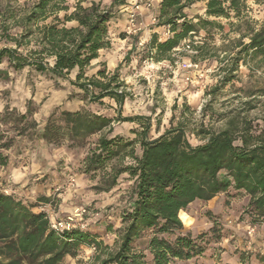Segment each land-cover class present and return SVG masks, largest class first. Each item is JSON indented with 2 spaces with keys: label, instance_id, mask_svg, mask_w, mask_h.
Returning <instances> with one entry per match:
<instances>
[{
  "label": "trees",
  "instance_id": "16d2710c",
  "mask_svg": "<svg viewBox=\"0 0 264 264\" xmlns=\"http://www.w3.org/2000/svg\"><path fill=\"white\" fill-rule=\"evenodd\" d=\"M202 1H206V14L211 18L228 19L231 13L241 18L246 8L245 0H160L158 26L168 29L172 36L162 40L160 34L155 33L148 43L147 56L141 57L140 61L151 58L157 62H174V50L181 47L183 41L195 38L202 25L213 26V21L194 23L186 13ZM126 4L113 0L110 7H106L101 0L100 4L93 3L91 9H86L84 0H80L73 11L67 0H40L14 21L13 25L21 29L20 35L6 36L16 47L0 50V65L8 64V70H0V79L8 80L9 70L28 69L57 80H68L91 104L110 99L121 108L129 95L117 71L113 74L106 69L96 70L92 63L99 58L101 50L111 48V23L119 13L116 8L128 6ZM49 6L52 11L64 15L36 27ZM8 14L6 22L15 19L14 15ZM61 23L65 27H59ZM118 38L125 39V34L118 33ZM245 39L248 42H244ZM231 47L220 61L224 76L210 95H216L233 83L242 65L264 70V20L259 28L249 27L241 33L239 39L232 41ZM197 48L201 54L199 58L206 59L210 53L206 44ZM213 56L217 57V54ZM197 58L195 56L194 61ZM226 61L228 63L224 64ZM263 96L264 88L247 90V101L242 103V108L226 113L224 127L219 132L210 129L202 132L208 142L198 146L189 143L182 123L160 137L148 140L146 132L150 123L142 124L140 117L122 118L120 115L112 119L86 109L64 110L63 115L75 124L77 135L82 134V129L87 140L95 133H101L96 147L84 161L86 175L104 172L112 160L122 163L129 158L133 162L124 167H116L117 163L113 165L112 177L105 182L107 187L101 188L103 191L112 189L125 173L134 180L130 205L121 217L123 227L119 232V246L115 251H108L88 230L60 234L64 237L74 235L75 244L65 243L52 228L45 239L44 233L51 226L46 215L35 213L13 195L0 193V264H36L37 261L40 264H64L67 257L75 259L78 256L81 245H94L100 251L95 264H146L145 255L136 249V243L147 233L152 235L148 247L154 264L191 260L204 253L200 244L204 235L194 239L188 233L171 241L169 236L184 225L179 218L180 211H186L196 201L210 202L230 189L249 197L245 212L253 222H261L264 219V101L257 98ZM212 102L203 108L204 112L212 110ZM258 103H262V115L251 118L250 113L259 108ZM26 118V115L17 116L15 127ZM10 119L5 115L0 118V123H8ZM121 122H140L139 126H146L142 133H137L135 141L111 136L113 124ZM26 132V128H21L17 136H27ZM6 136L0 131V139ZM237 139L241 141L240 146L235 143ZM14 142L15 139L10 138L0 147L7 151L13 148ZM136 145L142 151L139 156L135 154ZM8 163L9 157L0 158V165ZM40 202L50 204L51 199L42 197ZM43 256L49 258L41 260Z\"/></svg>",
  "mask_w": 264,
  "mask_h": 264
},
{
  "label": "rangeland",
  "instance_id": "374dc122",
  "mask_svg": "<svg viewBox=\"0 0 264 264\" xmlns=\"http://www.w3.org/2000/svg\"><path fill=\"white\" fill-rule=\"evenodd\" d=\"M102 1L104 4V0ZM112 1L108 0L106 7H110ZM121 1L126 2L128 6L116 8V10H119V13L117 14V19L111 23V40L118 39V33L120 32L127 35L125 33L127 18L131 9V3L134 0ZM150 1L153 6L151 9L142 10L139 20L141 32L137 36H134V38L138 37L136 42L137 48L141 50L137 51L135 55L136 62L132 61L131 56L126 55L122 62L118 64V67H113L111 70L108 69L106 62L103 61L104 59L100 60L101 58H99L101 62L92 65L93 68L100 66L101 69H106L113 74L117 71L119 80L124 83L125 90L129 95L121 108L110 99H105L102 103L91 104L68 80H57L51 76L31 72L28 69L19 72L9 70V79L5 81L0 79V89H4L3 100L8 101L11 98L17 104L18 109L22 104L27 106L31 102V99L35 97L37 91H39L44 97L43 103L51 106V110H58L62 106L64 110L86 109L112 119L120 115L122 118L140 117L142 124L150 123V129L146 132L148 140L156 139L171 127L182 123L187 132L189 143L192 146L202 145L201 141L206 140L207 136L201 133L208 129L213 132L222 130L226 113L242 108V103L247 101V90L264 88V70L251 69L242 65L236 73L237 78L233 83L224 87L216 95H210L212 89L218 85V81L224 76V72L220 68V65H222L220 61L226 57V51L229 52L231 50L232 41L239 39L241 33H245L249 27L259 28L263 22L264 1L245 0L246 8L241 18H237L234 13H231L228 19L223 17H208L206 14V1L199 2L186 11L189 19H192L194 23H210L213 21L214 25H202V29L195 38L192 37L183 41L181 47L177 48L181 49L185 43H190L193 53L178 50L180 52H176V55L173 56L174 62H157L156 59L151 58H146L141 62V57L147 56L149 52L148 43L154 35L149 32L150 37L146 39L145 31H148L151 27L158 28L159 37L162 40L172 36L168 29L163 30L158 26V20L156 24H152V19H157L159 16V4L157 7L155 0ZM67 4L73 9L77 2L72 0L71 4H69V0H67ZM33 5L31 4V0H0V45L5 43L13 44L7 41L6 36L15 37L20 35L21 29L13 25L14 21H18V16L23 15V12L29 10ZM8 13L14 15L15 19L6 22L5 19L9 15ZM239 24L240 26L237 27ZM219 26H222V29ZM6 27H8L7 31ZM14 30L19 31L15 32ZM140 41L145 42L144 47L138 46ZM244 42H248V39H245ZM205 44L210 53L206 59H202V57L199 58L201 54L197 51V47L204 46ZM3 48L12 47L0 46V50ZM112 48L113 51L116 50V48ZM20 52L23 51L20 50ZM215 53L217 57L213 56ZM195 56H198L197 61H194ZM188 60L198 63L199 69L205 73L202 79H198L199 77H196V73H193L194 84L186 83L183 77L184 73L181 71V64ZM227 63L228 61L224 64ZM0 70H8L7 62H3L0 65ZM26 92L27 100L25 99ZM257 99H261L260 101L263 102L264 96ZM211 101H213L212 110L204 112L203 108ZM261 105L262 103H258L257 106L259 108L250 113L251 118L262 115ZM8 107L10 105H6L5 111ZM140 122L115 123L113 124L111 136L119 135L124 139L135 141L138 138L137 133H142L146 126H139ZM8 123H13V126L7 128ZM8 123H4L6 125L4 130L5 135L9 136L11 133L17 135L21 127H15L16 124L12 121V118ZM93 137L88 138L82 145L78 160L71 154L67 158L60 159L61 165L66 164L69 168L75 166L76 171L71 175L67 187L57 194L56 199L59 200V205L55 204L51 198V203L45 205H50L51 209L55 212L59 211L64 216L65 214L69 216L75 209L84 205V208H87L92 213V216L88 218H96L95 225H89L88 231L94 237H97V240L108 251H115L119 246V232L123 227L121 217L130 205L131 189L134 180L128 174H123L118 179L116 186L108 191H103L101 188L107 187L108 184L105 183L104 177L100 176L102 171L92 175L84 173V161L96 147L95 145L98 141V139H93ZM23 138L29 140L28 136H23ZM26 148L27 145H25ZM85 149L88 150L87 154L84 152ZM134 149L136 155H141L142 151L139 145H136ZM40 151L47 153L48 150L46 146H41ZM22 154V152H17V155ZM113 161L109 166L113 167L115 165ZM125 161L131 160L125 158L122 163L117 162L115 166L124 167L132 164H125ZM11 162V158L9 157L8 164H11ZM32 166L36 171L39 170L40 166L35 158L32 160ZM45 179H48V177L45 176ZM4 194L9 195L7 193ZM42 197L46 196H40L35 202L28 204L31 208L37 209V211H34L35 213H40L38 207L42 204L40 202V198ZM77 197H79V203L75 207H62L64 212L61 211L60 206L71 205ZM20 200L25 202L22 198ZM248 202L249 197L245 193L230 189L210 202L198 201L195 204H191L185 212L187 214L189 212L196 214L203 223L212 221L213 227L208 231L200 229L198 234L195 235L194 232H189L194 239L200 235H204L202 243H200L204 248V253L201 256L191 260H174L171 264H216L217 261H221V264H236L237 260L243 264L244 261H251L253 259L258 264H264V251H253L259 242L258 233L261 229H264V219L261 222H253L250 215L245 212ZM225 226L228 227L226 228ZM96 227L99 230H93ZM253 229V234L249 235L248 232ZM208 232L212 233L210 237ZM151 236V233H147L136 243V249L145 255L146 264H154L153 256L148 247ZM172 236L177 237L178 235L176 233L170 235V240ZM227 236L233 237L228 243H233L239 239L242 245H247L246 250L237 248L234 252H230L227 248L221 247L218 254L214 245H220L223 240L227 239ZM90 246L92 245L79 249L78 256L82 255L83 259L76 261V264H88L90 261L94 262V264L96 263L95 258L99 255L100 251L97 250L95 254L90 253ZM222 253L228 254L222 258ZM89 257L90 259H88ZM72 260H76V258Z\"/></svg>",
  "mask_w": 264,
  "mask_h": 264
},
{
  "label": "clouds",
  "instance_id": "9594fccd",
  "mask_svg": "<svg viewBox=\"0 0 264 264\" xmlns=\"http://www.w3.org/2000/svg\"><path fill=\"white\" fill-rule=\"evenodd\" d=\"M72 0H69L71 4ZM79 2V0H75ZM40 0H31V4H38ZM93 3L100 4L101 0H84V8L91 9ZM108 4V0H104L103 6ZM102 6V7H103ZM73 11L75 9L73 8ZM83 14V13H82ZM64 13L55 12L51 10L49 6V11H47L44 16L40 17L36 22V27H41L42 25L49 24L54 22L55 16H63ZM59 27H65V24L61 23ZM77 27H79L77 25ZM18 32L19 30H14ZM0 46L12 47L15 48L16 45L13 44H3ZM4 89H0V118L5 115H8L12 118V121H16V117L19 115H26V120L23 124L18 125L21 128H26V135L29 140H25L23 137L17 136L15 133H11L9 136H6L5 139H0V145H4L8 139L15 138L14 147L5 151L3 147H0V158L10 157L11 164L0 165V193H7L13 195L17 199H24L25 204H31L37 200L40 196H46L51 198L55 204L59 205V200H57V194L61 190L65 189L69 183V179L72 174L76 171L75 166L69 168L66 164L61 165L60 159L67 158L69 154L75 157L77 160L80 156V150L82 145L86 142L85 135L81 129V135H77L76 126L74 123H70L67 118L63 115L64 108L61 106L58 110H51V106L43 103V95L37 91L35 97L31 99V103L27 106L20 105L17 109V104L13 102L10 98L8 101L3 100ZM25 99L27 100V92L25 93ZM6 105H10L5 113ZM16 109V111H13ZM13 123H8L7 128H11ZM6 125L0 123V131H4ZM101 133H95L93 139H98ZM207 140L201 141V143H207ZM237 146L241 145V141L237 139L235 141ZM25 145L27 148L25 149ZM46 146L47 153L41 152L40 147ZM91 147V145H90ZM87 149L84 150L87 154ZM184 151H188L187 148H184ZM17 152H22V155H17ZM36 159L39 164V170L36 171L32 166V160ZM116 161H113V164H116ZM125 164L133 163L132 161H125ZM27 165V167H25ZM113 168L110 165L104 172L100 174L103 176L105 181L109 180L112 177ZM127 175V173H125ZM45 176L48 179H45ZM99 179V177H97ZM53 189H55L53 191ZM79 203V197L73 200L71 205H63V207H75ZM50 205H45L44 209H47ZM41 209V210H44ZM32 211H37V209H31ZM131 210V209H129ZM81 216L84 217V205L78 209ZM92 213L89 212L88 216L84 217L83 222L76 219V212H73L71 217H66L62 215L59 211H56V219L62 221V224L57 225L52 223L51 226L44 233V238H47L48 232L51 231L52 227L57 228V236L60 237L65 243L75 244V236L70 237L61 236L60 233L63 231V228L68 224L69 219L72 222L83 229H88L89 225H95V219H89ZM195 217V218H193ZM179 218L184 221L182 228H179L176 235H185L187 236L190 231L198 234L200 229L208 231L213 227L212 221L203 223L196 214L189 212L187 215L183 210L179 213ZM119 226V225H118ZM195 226V227H194ZM226 228L228 226H225ZM93 230H99L98 227L93 228ZM20 233L17 232V236ZM209 237L212 235L211 232H208ZM225 235H227L225 233ZM259 242L256 245V248L253 251H264V229L258 233ZM176 236H172L171 240H175ZM233 237L227 236L226 240H223L220 245H214L219 254V249L221 247L227 248L230 252H234L237 248L241 250H246L247 245H242L239 239L235 240L233 243H228L229 240H232ZM84 245H81L83 248ZM95 249L93 248V252ZM228 253H222V258L226 257ZM51 253L49 254V256ZM49 256L41 257V260H46ZM83 256H77L76 260H72L69 256L65 264H76V261L82 260ZM36 264H40V261H37ZM216 264H221V261H217ZM236 264H241L239 260L236 261ZM243 264H258L255 259L251 261H244Z\"/></svg>",
  "mask_w": 264,
  "mask_h": 264
},
{
  "label": "built area",
  "instance_id": "2783aa9c",
  "mask_svg": "<svg viewBox=\"0 0 264 264\" xmlns=\"http://www.w3.org/2000/svg\"><path fill=\"white\" fill-rule=\"evenodd\" d=\"M152 2L150 0H134L133 3H131V9L129 11V15L127 18V26H126V31L125 33L127 34L128 37H134L137 36L139 34V32H141V27H140V16L142 14V10L143 9H151L152 8ZM157 19L153 18L152 19V24H156ZM138 46L140 47H144L145 46V42L144 41H140L138 43ZM178 50H183L184 52H188V53H193V48L190 45V43H185V45L182 46L181 49H175V52H180ZM181 71L184 73V80L186 83H190V84H194V79H193V73H196V77L198 76V79H202L205 76V73H203L200 69H199V65L198 63H194L191 60L188 61H184L181 64ZM45 204H40L39 205V210L40 213H44L46 215V217L48 218L50 225L52 223H56L57 225L62 224V221H59L56 219V212L51 209V206L48 207L47 209H44ZM44 209V210H41ZM79 208L75 209L74 212H76V219L80 220L83 222L84 217L88 216V213L90 212L87 208H84V217L81 216L80 212L78 211ZM73 214V213H72ZM72 214H70L67 217H71ZM93 217H95V215H93ZM52 229H54L57 232V228L52 227ZM72 230H81V231H87L88 229H83L81 227L76 226L71 219H69L68 224L63 228V231L60 234H63L64 232H69ZM254 232L253 230H250L248 233L249 235H252ZM93 248L95 249V251L93 252ZM89 251L90 253L95 254L97 252V248L96 246L92 245L89 247Z\"/></svg>",
  "mask_w": 264,
  "mask_h": 264
},
{
  "label": "crops",
  "instance_id": "0c3cea01",
  "mask_svg": "<svg viewBox=\"0 0 264 264\" xmlns=\"http://www.w3.org/2000/svg\"><path fill=\"white\" fill-rule=\"evenodd\" d=\"M156 1V4H157V7H158V4L160 2V0H155ZM152 15V14H151ZM149 24V23H148ZM147 24V25H148ZM146 25V27H147ZM152 28V27H151ZM149 28L148 31H145L144 34H146V39H149L150 37V33L151 32L152 34H155V33H158V28ZM137 38H134V37H128L127 35H125V39H114V40H111V48L110 49H105V50H101L100 53H99V58H101L100 60H103L104 62H106L107 66H108V69H112L113 67H118V64L122 62L124 56H131V59L133 62H136V54H137V51H141L139 48H137ZM116 48V50H112L113 48ZM108 52V53H106ZM96 59L92 65L94 64H97L99 62H101L100 60ZM96 70L98 69H101L100 66L98 67H95ZM198 202V201H196ZM196 202L192 203V204H195ZM63 205L60 206V208L62 209ZM61 211L64 212V210L62 209ZM68 214H65V216H67ZM90 259V257L88 258ZM88 264H94V262L90 261Z\"/></svg>",
  "mask_w": 264,
  "mask_h": 264
},
{
  "label": "bare ground",
  "instance_id": "6f19581e",
  "mask_svg": "<svg viewBox=\"0 0 264 264\" xmlns=\"http://www.w3.org/2000/svg\"><path fill=\"white\" fill-rule=\"evenodd\" d=\"M185 212V211H184ZM185 214L187 215V213L185 212ZM181 221L184 223V221L181 219Z\"/></svg>",
  "mask_w": 264,
  "mask_h": 264
}]
</instances>
